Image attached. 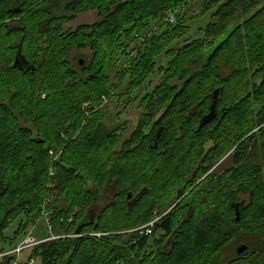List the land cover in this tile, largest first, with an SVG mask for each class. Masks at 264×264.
I'll use <instances>...</instances> for the list:
<instances>
[{
    "label": "trees",
    "instance_id": "trees-1",
    "mask_svg": "<svg viewBox=\"0 0 264 264\" xmlns=\"http://www.w3.org/2000/svg\"><path fill=\"white\" fill-rule=\"evenodd\" d=\"M190 1L0 0L2 242L9 240L3 231L10 218L23 211L31 218L28 223H35L47 198L44 209L52 210L53 226L73 236L33 246L30 257L40 264H152L138 252L148 237L130 233L121 244L114 233L157 216L155 230L168 236L167 249L158 248V264H233V239L241 233L249 237L256 221L262 223L259 232L264 231V0L208 1L215 6V20L205 33L216 42L203 47L198 44L204 41H196L176 52L166 48L172 57L167 74L145 104L150 120L159 117L152 126L138 124L121 147L101 110L102 98L114 96L112 88L123 96L118 89L127 76V94L147 80L169 37L168 30L145 34L138 46L143 51L129 57L121 49L122 34L130 43L150 18L160 23L159 16ZM93 10L99 20L65 30L79 13ZM232 20L239 21L235 29L220 39ZM83 50L91 56L80 55L86 59L74 68L69 57ZM19 53L27 66L15 64ZM222 66L231 71L226 77L220 74ZM111 69L117 85L111 82ZM217 88L215 118L199 128ZM230 88L233 99L228 98ZM84 102L91 103L88 114ZM232 148L230 165L208 174L209 165ZM142 179L147 181L135 187ZM190 188L187 203L178 202L165 214L171 201ZM109 191L113 199L91 222V209ZM95 232L106 234L97 237ZM254 253L249 264L264 262V249ZM13 259L8 256L0 264Z\"/></svg>",
    "mask_w": 264,
    "mask_h": 264
},
{
    "label": "rangeland",
    "instance_id": "rangeland-1",
    "mask_svg": "<svg viewBox=\"0 0 264 264\" xmlns=\"http://www.w3.org/2000/svg\"><path fill=\"white\" fill-rule=\"evenodd\" d=\"M209 0H192L190 1L187 6L182 7L178 6L175 8L174 11H170V13L166 14L164 18H161L163 16H159V20L150 18L148 20V26H145V28L140 32L138 39L132 41L129 43V41L126 39L125 34H122V37L120 38V43H121V49H125V51L131 56H137L139 53L143 51V48L138 50V46L141 43V39L143 35H148L152 36L154 33L160 34L161 32L168 30V39L166 42H164L162 49L164 50L163 53L158 57V64L154 68L153 73L145 80L143 83H141L139 86L135 88V90L132 93H126V88L127 84L131 81L130 76H127L123 83L120 84L119 86V91L118 94L122 93L123 96L116 95V87L112 88V92H114V96L111 98L109 97H103L102 102H101V110L104 112L105 115V122L106 125L110 130H113L114 132L117 133L118 136H120V145L121 147L123 145V141L127 139L130 134L137 128L138 124H140L142 121L144 124H150L151 126L157 118H153V120H150L148 113L146 112V102L147 99L153 89L156 87V85L160 84L162 80L165 78L167 74V65L168 62L172 59V57H167L166 55V48H173L174 52H176V49L188 44V43H193L196 41H204L201 44H198L200 46L205 47L207 44L210 42H216V39L213 37H207L205 33V27L210 21H214L215 19H212V13L215 10V6H209L208 4ZM99 20V16L95 10L93 11H85L81 12L77 15L76 19L70 22H67L65 24V30L67 29H75L77 26L83 23H93L95 21ZM238 20H232L228 23L227 27L224 29L223 35L220 39L226 38L233 29H235L236 25L238 24ZM164 41V40H163ZM213 48L209 49L207 51V54H209ZM84 55L90 58L91 53L89 50H83V51H74L70 55V60L72 63V66L74 68L78 67L79 61L84 62V58L86 57H80V55ZM126 58L123 57L120 60L119 67H122L125 63ZM80 65V64H79ZM231 71L222 66L220 69V74L224 77H226ZM109 74L111 75V82L116 81V70L111 69L109 70ZM253 80V79H252ZM118 84V81H116V85ZM253 85L250 84L249 87ZM216 90V89H215ZM246 89H243L242 91H245ZM234 89L230 88L229 89V94L228 98L233 99L234 98ZM116 92V94H115ZM214 92V91H213ZM44 96V95H43ZM91 106V103L89 102H84L82 104V110L84 113L88 114V107ZM258 108V106H255V109ZM150 128V125L146 126V131L148 132ZM257 128L253 129L252 132H255ZM250 132V134L252 133ZM249 134V135H250ZM248 135V136H249ZM246 138V136L244 137ZM236 148V147H235ZM233 148L230 149L228 154L222 158L218 163L215 164H210V170L209 173H217L223 171L225 168H227L230 165V156L233 152ZM51 155H54L53 152H51ZM194 176V173L190 174V177ZM205 177L202 176L199 180H202ZM145 179H142L139 183L135 185L137 187L139 184H143ZM199 183V181L197 182ZM54 182V186H55ZM48 185H51L50 187H53L52 180H49ZM148 184H144L142 187L147 186ZM134 187V188H135ZM139 189V191H140ZM111 191V189H109ZM107 192L103 200L97 203L99 206H95L93 210L97 213H100L104 210V207L108 205L111 200L113 199L112 193ZM137 191V192H139ZM180 191V189H179ZM179 191L177 192L178 194ZM191 191V188L187 191H185L181 196L177 198L174 202L171 201V203L167 206V209L165 211V214L168 213L170 210H172L175 206L176 203L183 202V206L187 203V196L189 192ZM136 192V193H137ZM135 193V194H136ZM173 196V195H171ZM133 197L136 198V195ZM135 198H131L130 203H133ZM244 197H241L239 200L242 202ZM146 200L140 202L136 206L135 213H138V211L143 207L144 203ZM47 203V200L44 201V205ZM43 205V206H44ZM117 210L112 211L114 212ZM158 211H155L157 213ZM121 215V213H120ZM4 213L0 215V224L2 222ZM237 216V215H236ZM161 216H157L156 219H158ZM40 218V219H39ZM37 221L35 223H28L29 220L31 219L28 217L23 211L19 212L16 215V218H10V223L9 225L5 228L3 231V234L5 237L9 238L8 241L2 242L0 240V248L3 249H15L18 246L22 245L24 240L26 239L27 236H32L35 237L37 241H41L42 239L49 238L50 240L60 238V237H67L70 236L72 237L73 235L71 234H66L61 232V229H59L57 226H53L50 222L49 228L48 225L46 224V218H42L41 215L39 216ZM156 219L152 220L149 223H146L142 226H139L134 229L126 230V231H120L117 233H114L117 235V240L119 243L124 244V242L128 241L130 236V233H136L139 236L143 237H148L147 238V243L139 247V256L140 259L145 261H150L152 264H158V248L161 246L163 249H167L168 247V236L163 235L164 233L162 230H155V221ZM236 219V218H235ZM97 220V219H96ZM126 221V220H125ZM135 221V220H133ZM262 223H259L256 221V227L255 234L249 235V237L241 232L233 241L231 242L230 248L233 250L235 253V249L238 247V245H241L242 241L249 242L253 247L255 246L257 249L262 248L264 246V231L259 232L258 226H261ZM26 227V229H25ZM258 227V228H257ZM20 229V230H19ZM23 229H25L23 231ZM19 231V233L17 232ZM17 232V236L15 234ZM125 235V237H123ZM16 236V237H15ZM59 236V237H57ZM15 237V238H14ZM97 237H101L98 236ZM157 239L163 240L160 244L156 242ZM12 240V244L9 243V241ZM248 244V243H246ZM35 246V244H33ZM32 247H27L24 250H22L19 254V263L18 264H25L29 260L33 259L30 257L31 251L33 249ZM254 247V248H255ZM251 251V250H250ZM233 253V255H234ZM244 253V251L242 252ZM257 253V252H256ZM255 255V253H254ZM249 255L245 259H238L235 263L233 264H249L248 259L250 258ZM36 264H40L39 260H36ZM260 264H264V262H260Z\"/></svg>",
    "mask_w": 264,
    "mask_h": 264
},
{
    "label": "water",
    "instance_id": "water-1",
    "mask_svg": "<svg viewBox=\"0 0 264 264\" xmlns=\"http://www.w3.org/2000/svg\"><path fill=\"white\" fill-rule=\"evenodd\" d=\"M20 63V65L22 66H25V65H28L29 64V61L27 59H25V57L23 55H21L20 53L17 55L16 57V61H15V64H18ZM80 64H83V61H80ZM22 66V67H23ZM220 88H217L216 90H214L213 92V102H212V105H211V110L210 112L205 115L201 122H200V125H199V128H201L203 125L209 123L210 121H212L214 118H215V115H216V103H217V99L220 95ZM128 197H131V194H129ZM236 219L239 220V212H237V216H236ZM78 231L80 230V228L77 229ZM246 245H241V247L239 248V253H242L245 249H246Z\"/></svg>",
    "mask_w": 264,
    "mask_h": 264
},
{
    "label": "flooded vegetation",
    "instance_id": "flooded-vegetation-1",
    "mask_svg": "<svg viewBox=\"0 0 264 264\" xmlns=\"http://www.w3.org/2000/svg\"><path fill=\"white\" fill-rule=\"evenodd\" d=\"M27 66V65H25ZM96 206H99V205H96ZM237 213V212H236ZM99 214L100 213H97L93 210V208L91 209L90 211V215H91V222H95L96 219H98L99 217ZM240 220V219H239ZM236 219V221H239ZM241 245H246V249L244 250V253H239V248L241 247ZM241 245H238V247L235 249V256H234V260L237 261L238 259H245L246 257H248L249 255H253L254 252H259V250H263L264 249V246L262 248H255V251H254V247L251 245V244H245V243H242ZM251 250V251H250ZM252 259H254L253 257L250 256V258L248 259V261H251Z\"/></svg>",
    "mask_w": 264,
    "mask_h": 264
},
{
    "label": "bare ground",
    "instance_id": "bare-ground-1",
    "mask_svg": "<svg viewBox=\"0 0 264 264\" xmlns=\"http://www.w3.org/2000/svg\"><path fill=\"white\" fill-rule=\"evenodd\" d=\"M50 175L51 176H53L54 175V171L53 170H51L50 171ZM47 200V203H48V200H50V198H47L46 199ZM46 205V204H45ZM45 205H44V207H45ZM44 207H43V209H44ZM238 212V211H237ZM42 213H43V211H42ZM42 213H41V217L42 218H46V224L48 225V228L50 227L49 226V224H48V222H50L51 224H52V221H51V214H52V210L50 209V213L47 215V216H43L42 215ZM237 215V214H236ZM40 219V218H39ZM53 225V224H52ZM101 235L100 236H102V235H104V234H106V233H103V232H99ZM99 233H92L93 235H95V236H97V234H99ZM28 237V236H27ZM26 237V238H27ZM57 237H59V236H57ZM35 238V237H34ZM47 240H50L49 238H45V239H42L41 241H39V243H41V242H43V241H47ZM25 241V240H24ZM24 243V242H23ZM39 243H37V244H39ZM36 244V245H37ZM21 246V245H20ZM20 246H18L17 248H15V249H3V250H0V253H3V252H7V251H14L12 254H10V255H7V256H4V257H2L0 260H3L4 258H6V257H8V256H14V259L12 260V262L10 263V264H15V261H17V263L16 264H18L19 263V254L18 253H20L22 250H24V249H21L20 251H17V249L20 247Z\"/></svg>",
    "mask_w": 264,
    "mask_h": 264
},
{
    "label": "built area",
    "instance_id": "built-area-1",
    "mask_svg": "<svg viewBox=\"0 0 264 264\" xmlns=\"http://www.w3.org/2000/svg\"><path fill=\"white\" fill-rule=\"evenodd\" d=\"M50 213V210H45V209H43V213H42V215L43 216H47L48 214ZM98 236H100L101 234L99 233V234H97ZM37 243H39V241H37L34 237H32V236H28L26 239H25V241H24V243L17 249V251H20L21 249H24V248H27V247H32L33 246V244H37ZM14 251H7V252H3V253H0V259L2 258V257H4V256H7V255H10V254H12ZM17 263V261H15V264ZM26 264H36V259H31V260H29Z\"/></svg>",
    "mask_w": 264,
    "mask_h": 264
}]
</instances>
